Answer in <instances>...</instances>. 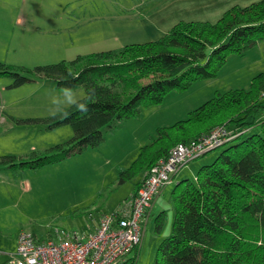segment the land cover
I'll use <instances>...</instances> for the list:
<instances>
[{
    "label": "trees",
    "instance_id": "trees-1",
    "mask_svg": "<svg viewBox=\"0 0 264 264\" xmlns=\"http://www.w3.org/2000/svg\"><path fill=\"white\" fill-rule=\"evenodd\" d=\"M262 42L264 0L232 7L213 24L181 21L160 39L78 56L68 63L17 71L0 63V78L11 80L7 89L47 80L59 91L82 87L84 97L93 92L90 100L80 99L88 104L87 113L71 105L65 110L67 118L57 114L17 120V125H43L49 131L70 126L73 137L42 155L33 153L23 160L1 157L0 168L13 173L37 170L98 146L105 134L142 107L159 105L169 92H184L197 80L215 78L230 56L242 57ZM219 125L238 136L215 149L218 155L199 168L194 181L183 178L173 187L171 233L159 243L154 264H264V73L255 75L247 90L216 93L186 119L158 128L156 138L140 149L118 181L143 173L131 194L135 195L145 173L173 147L195 141ZM255 128L259 131L245 135ZM164 221L165 212L160 211L154 219L155 233H161ZM139 247L124 264L136 263Z\"/></svg>",
    "mask_w": 264,
    "mask_h": 264
},
{
    "label": "rangeland",
    "instance_id": "rangeland-1",
    "mask_svg": "<svg viewBox=\"0 0 264 264\" xmlns=\"http://www.w3.org/2000/svg\"><path fill=\"white\" fill-rule=\"evenodd\" d=\"M257 1L260 0H1L0 63L17 71L118 51L125 45L160 39L181 20L213 24L230 8ZM148 12L154 15L149 21H157L155 26L149 23L150 36L142 32L145 21H141ZM154 32L158 38H153ZM259 73H264V42L242 57L230 56L215 78L197 80L184 92H169L159 105L142 107L135 116L124 119L114 131L105 134L104 142L98 146L37 170L13 174L2 171L0 264L13 251L20 232L48 240L58 237L56 231L79 236L91 231L101 214L118 211L130 199L140 177L119 183L120 173L131 166L142 147L156 138L158 128L186 119L189 112L216 93L247 90L251 79ZM10 83L9 78H0V117L7 120L0 123V158L27 159L33 153L42 155L71 140L70 126L49 131L43 125L18 126L9 119L53 116L51 100L61 96L53 82L36 80L7 89ZM74 92L79 100L85 96L82 87ZM70 106L65 104L64 110ZM218 127L225 128H214ZM258 131L255 128L245 135ZM208 153L189 162L185 176L181 177L194 181L199 168L210 164L219 150ZM170 189L156 201L148 224L142 221L135 264H154L159 243L171 233L174 213ZM160 211L165 212V221L157 234L153 230L154 219Z\"/></svg>",
    "mask_w": 264,
    "mask_h": 264
},
{
    "label": "built area",
    "instance_id": "built-area-1",
    "mask_svg": "<svg viewBox=\"0 0 264 264\" xmlns=\"http://www.w3.org/2000/svg\"><path fill=\"white\" fill-rule=\"evenodd\" d=\"M238 135L214 128L188 144H178L144 176L135 193L114 213L103 214L96 228L82 236L56 231V239L39 240L20 232L6 264H124L140 245L152 202L179 169Z\"/></svg>",
    "mask_w": 264,
    "mask_h": 264
},
{
    "label": "crops",
    "instance_id": "crops-1",
    "mask_svg": "<svg viewBox=\"0 0 264 264\" xmlns=\"http://www.w3.org/2000/svg\"><path fill=\"white\" fill-rule=\"evenodd\" d=\"M1 1V0H0ZM144 14H146L145 16H144V18H141V21H145V24L143 25V30H142V32L144 31V34H147L148 36H150L151 35V33H152V30H151V28L149 27V23H151L153 26H155V25H157L156 23H157V21H155V20H153V21H149V20H151V19H153L154 18V15H153V13L151 12H148V13H144ZM182 21V20H181ZM177 23V22H176ZM153 38L155 39V38H158L157 36H158V33L157 32H154L153 33ZM10 119V121H12L13 123L15 122V124H16V121H17V119H15V118H13V117H10L9 118ZM29 119H31V118H29ZM34 119H36V118H34ZM22 120H24V119H22ZM7 123V120L5 119V118H1L0 117V123ZM17 125V124H16ZM18 126H23V125H18ZM38 126V125H37ZM37 126H34V127H37ZM33 127V128H34ZM188 165V164H187ZM187 165H185L184 167H182L181 169H179V171L175 174V175H173L172 177H171V180H170V182L162 189V190H160V192H159V194L156 196V198L154 199V201L152 202V205H151V207H150V209L148 210V212H147V215H146V218H145V222L148 224V218L150 217V215L152 214V211H151V209L152 208H154L155 206H156V201H158V199H160L163 195H164V193H166V190L170 187H172V189H173V186H175L177 183H178V181L179 180H181V178H183V177H181V175L183 174V176H185L184 174V172H185V170L188 168V166ZM2 171H4V172H7V173H11V174H13V172L12 171H8V170H6V169H3V168H0V173L2 172ZM187 176V175H186ZM138 177H140V179H139V181H141V176H138ZM187 178V177H186ZM139 181H137L136 183H135V185L136 184H138L139 183ZM134 185V186H135ZM133 189H134V187H133ZM172 189H170V193H171V191H172ZM170 196V195H169ZM103 214H101L100 216H99V218L102 216ZM98 222V221H97ZM97 222H96V224L92 227V229H91V231H93L95 228H96V225H97ZM91 231H89V232H91ZM42 240V239H41ZM15 246H16V241H15ZM15 246H14V249H15ZM14 249H13V251L12 252H14ZM11 252V253H12ZM10 253V254H11ZM9 254V255H10ZM9 255H8V257H7V259L2 263V264H6V262L8 261V259H9Z\"/></svg>",
    "mask_w": 264,
    "mask_h": 264
},
{
    "label": "clouds",
    "instance_id": "clouds-1",
    "mask_svg": "<svg viewBox=\"0 0 264 264\" xmlns=\"http://www.w3.org/2000/svg\"><path fill=\"white\" fill-rule=\"evenodd\" d=\"M61 96H53L51 100L52 107L50 108V114L55 116L57 114L63 115V117L67 118L69 113L64 110V105H72L75 106L79 111L83 113L88 112V104L86 102H81L74 90L69 87H64L60 89ZM93 92L89 91L88 95L83 99L90 100L92 98ZM62 97V98H61Z\"/></svg>",
    "mask_w": 264,
    "mask_h": 264
}]
</instances>
